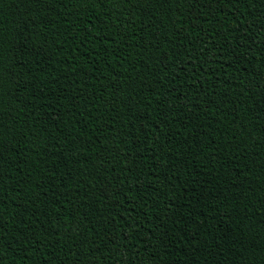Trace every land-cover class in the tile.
<instances>
[{"label": "trees", "instance_id": "16d2710c", "mask_svg": "<svg viewBox=\"0 0 264 264\" xmlns=\"http://www.w3.org/2000/svg\"><path fill=\"white\" fill-rule=\"evenodd\" d=\"M0 264H264V0H0Z\"/></svg>", "mask_w": 264, "mask_h": 264}]
</instances>
